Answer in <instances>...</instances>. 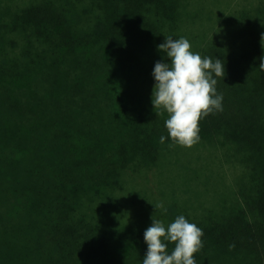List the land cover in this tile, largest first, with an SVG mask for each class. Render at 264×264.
<instances>
[{
	"label": "trees",
	"instance_id": "obj_1",
	"mask_svg": "<svg viewBox=\"0 0 264 264\" xmlns=\"http://www.w3.org/2000/svg\"><path fill=\"white\" fill-rule=\"evenodd\" d=\"M205 2L0 0V264H142L178 215L197 264H264V0ZM169 36L225 64L191 147L150 99Z\"/></svg>",
	"mask_w": 264,
	"mask_h": 264
},
{
	"label": "clouds",
	"instance_id": "obj_2",
	"mask_svg": "<svg viewBox=\"0 0 264 264\" xmlns=\"http://www.w3.org/2000/svg\"><path fill=\"white\" fill-rule=\"evenodd\" d=\"M157 47L165 59L154 64L150 99L153 108L167 114V136L161 135L160 142L171 140L191 147L200 139V119L223 110V95L217 91L216 78L224 77L225 64L219 58L193 52L184 37L169 36ZM158 207L163 209L164 205ZM202 236L203 230L184 215L168 224L151 218V225L143 233L147 250L142 264H197L195 254L203 247ZM169 243L174 244L171 252Z\"/></svg>",
	"mask_w": 264,
	"mask_h": 264
},
{
	"label": "rangeland",
	"instance_id": "obj_3",
	"mask_svg": "<svg viewBox=\"0 0 264 264\" xmlns=\"http://www.w3.org/2000/svg\"><path fill=\"white\" fill-rule=\"evenodd\" d=\"M201 3V2H200ZM228 3V0H206L205 2V6L203 5H200V4H195V5H192V8H194V11L195 12H198L199 9H203V11L206 13L207 11V8L213 6V9L214 10H218V9H221V8H225L226 5ZM205 8V9H204ZM185 160H187L188 162L190 161L191 159V155H189V153H185L184 156ZM168 169V172L166 171H163V182H170L169 180H171L172 178L174 177H177L179 175V173H177L175 175V171L170 167L167 168ZM179 179V178H178Z\"/></svg>",
	"mask_w": 264,
	"mask_h": 264
}]
</instances>
